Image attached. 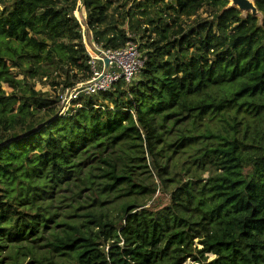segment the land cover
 Returning <instances> with one entry per match:
<instances>
[{
    "label": "trees",
    "instance_id": "1",
    "mask_svg": "<svg viewBox=\"0 0 264 264\" xmlns=\"http://www.w3.org/2000/svg\"><path fill=\"white\" fill-rule=\"evenodd\" d=\"M254 1L261 16L230 0H0V264H264ZM78 9L103 47H123L125 25L146 37V63L61 115L34 78L91 76Z\"/></svg>",
    "mask_w": 264,
    "mask_h": 264
},
{
    "label": "built area",
    "instance_id": "2",
    "mask_svg": "<svg viewBox=\"0 0 264 264\" xmlns=\"http://www.w3.org/2000/svg\"><path fill=\"white\" fill-rule=\"evenodd\" d=\"M87 30L92 33L88 25ZM127 35L130 39L123 47L117 49L103 47L96 42L93 35L91 36L89 45L85 43L90 55L91 76L89 79L77 81L61 89L57 104L59 114L71 113L84 104V97L111 90L121 79L128 84L132 83L145 67L146 56L137 38L132 39L131 34ZM105 58L110 60L108 69H106Z\"/></svg>",
    "mask_w": 264,
    "mask_h": 264
},
{
    "label": "rangeland",
    "instance_id": "3",
    "mask_svg": "<svg viewBox=\"0 0 264 264\" xmlns=\"http://www.w3.org/2000/svg\"><path fill=\"white\" fill-rule=\"evenodd\" d=\"M75 14H76L77 18L80 20V22L82 24L81 26H82V30H83V33H84V42L88 46L89 43H90V38L93 35V33H91L90 31L87 30V23L85 22L86 20L83 19L84 17H86L85 9H83V10L78 9L77 11H75ZM125 28H126V32L128 34H131V35L134 34L133 32H131L129 30V26L125 25ZM140 36H142V35H140ZM147 36H149L148 33H147ZM93 38H94V36H93ZM146 39H147L146 37L145 38H142V37L140 38L139 36H137V40L140 43H143V40H146ZM18 72H19V70L17 68L13 70V74L17 75V78H22L23 74H21V73L19 74ZM57 73H59V74L61 73L62 76H63V77L61 76L59 78V80L62 81V80L65 79L66 75H65V72L63 71V69L59 68L55 74H57ZM139 77H140V74H138L135 77V80L136 79L138 80ZM34 81L36 82L35 83V89L36 90H41L43 92H47L48 94H51V96H57V98H58L59 92L62 91L61 89H63L65 87V86H63L64 83H61V85H59V86L53 85L52 82H51V78H49V77L47 78V77L36 76L34 78ZM3 87L8 92H11L13 90L7 84H4ZM224 118H226V117H224ZM224 118L219 117V118H217V120H215V122L218 123V126L220 128H224V126H227V123H226ZM239 130H241V134H243V132H244L243 128L239 127ZM204 176H207V173H205ZM167 202H168V199L166 197L159 195L156 198L155 202H153L154 203L153 205L160 207L162 205H165ZM207 256H208V261H210V260H212L214 258L213 254H207ZM184 264H201V263L195 262V261H192V260L189 259Z\"/></svg>",
    "mask_w": 264,
    "mask_h": 264
},
{
    "label": "water",
    "instance_id": "4",
    "mask_svg": "<svg viewBox=\"0 0 264 264\" xmlns=\"http://www.w3.org/2000/svg\"><path fill=\"white\" fill-rule=\"evenodd\" d=\"M230 5L235 6L242 10L244 13L251 12L253 15L261 16L254 0H230ZM106 69H108L110 60L105 58ZM149 160L152 164V158L149 155Z\"/></svg>",
    "mask_w": 264,
    "mask_h": 264
}]
</instances>
